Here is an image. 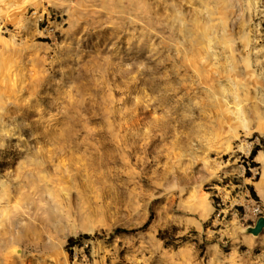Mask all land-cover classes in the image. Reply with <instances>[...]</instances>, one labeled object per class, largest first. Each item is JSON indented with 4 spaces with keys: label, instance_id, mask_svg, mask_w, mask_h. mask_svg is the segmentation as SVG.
<instances>
[{
    "label": "rangeland",
    "instance_id": "rangeland-1",
    "mask_svg": "<svg viewBox=\"0 0 264 264\" xmlns=\"http://www.w3.org/2000/svg\"><path fill=\"white\" fill-rule=\"evenodd\" d=\"M259 217L264 0H0V264H264Z\"/></svg>",
    "mask_w": 264,
    "mask_h": 264
},
{
    "label": "water",
    "instance_id": "water-1",
    "mask_svg": "<svg viewBox=\"0 0 264 264\" xmlns=\"http://www.w3.org/2000/svg\"><path fill=\"white\" fill-rule=\"evenodd\" d=\"M264 230V217H259L253 226H247L242 232L253 237H258Z\"/></svg>",
    "mask_w": 264,
    "mask_h": 264
},
{
    "label": "trees",
    "instance_id": "trees-1",
    "mask_svg": "<svg viewBox=\"0 0 264 264\" xmlns=\"http://www.w3.org/2000/svg\"><path fill=\"white\" fill-rule=\"evenodd\" d=\"M255 154H256V151H252V153H251V155H250V158L251 159H253V157L255 156ZM250 191H251V193H253L252 192V188H250ZM253 196L255 195L254 193L252 194ZM150 220V219H149ZM148 223H149V221H147L146 223H145V225L143 226V228H145L147 225H148ZM82 238H89V236L88 235H83V236H79L78 238H76V239H74V238H70V239H68V244H67V248L68 249H71L80 239H82Z\"/></svg>",
    "mask_w": 264,
    "mask_h": 264
}]
</instances>
